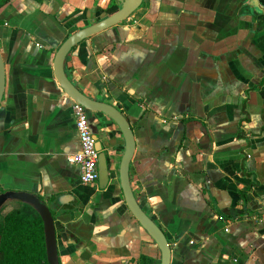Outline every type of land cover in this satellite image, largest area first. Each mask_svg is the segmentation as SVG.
I'll return each instance as SVG.
<instances>
[{
  "label": "crops",
  "instance_id": "0c3cea01",
  "mask_svg": "<svg viewBox=\"0 0 264 264\" xmlns=\"http://www.w3.org/2000/svg\"><path fill=\"white\" fill-rule=\"evenodd\" d=\"M119 8V0H11L0 9V221L23 193L59 202L60 264H161L126 206L119 127L89 112L112 172L105 189L83 185L68 162L80 142L55 56ZM65 71L130 122L131 186L167 236L171 264H264V0H145L74 48Z\"/></svg>",
  "mask_w": 264,
  "mask_h": 264
},
{
  "label": "water",
  "instance_id": "95a60500",
  "mask_svg": "<svg viewBox=\"0 0 264 264\" xmlns=\"http://www.w3.org/2000/svg\"><path fill=\"white\" fill-rule=\"evenodd\" d=\"M144 1L145 0H119L120 8L116 12L98 21L97 23L84 27L70 35L57 51L53 69L57 82L69 98L85 107L91 113H101L107 116L119 127L125 140V154L120 164L119 181L125 198L126 206L132 216L139 222L142 228L158 245L161 251V264H171L172 249L167 236L155 223V221L149 217L138 204L131 186L130 167L135 154L136 142L130 122L115 107L100 101L93 100L80 92L71 82L65 71L66 60L74 48H76L82 42L129 20V18L139 8H141ZM5 85L6 69L0 51V106L5 93ZM96 141L97 149L100 152L98 165L99 182L101 188L105 189L111 181L112 172L110 170L107 154L101 152L102 148L100 144H98L97 138ZM17 198L23 204L32 207L40 215L43 221L48 264H60L55 218L52 212V210L55 212V210L59 209V202H56L53 206L48 207L35 196L27 193L20 194ZM2 209L3 206H0V212Z\"/></svg>",
  "mask_w": 264,
  "mask_h": 264
},
{
  "label": "trees",
  "instance_id": "16d2710c",
  "mask_svg": "<svg viewBox=\"0 0 264 264\" xmlns=\"http://www.w3.org/2000/svg\"><path fill=\"white\" fill-rule=\"evenodd\" d=\"M10 2L0 0V9ZM0 264H48L44 224L32 207L21 204L0 221ZM139 264L153 260L141 257Z\"/></svg>",
  "mask_w": 264,
  "mask_h": 264
},
{
  "label": "built area",
  "instance_id": "2783aa9c",
  "mask_svg": "<svg viewBox=\"0 0 264 264\" xmlns=\"http://www.w3.org/2000/svg\"><path fill=\"white\" fill-rule=\"evenodd\" d=\"M73 115L80 142V151L68 157V162L80 169L83 185H95L99 180V156L97 141L89 122V111L82 105L73 103Z\"/></svg>",
  "mask_w": 264,
  "mask_h": 264
}]
</instances>
